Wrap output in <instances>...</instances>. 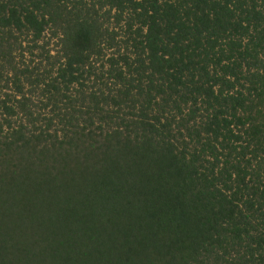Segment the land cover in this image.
Listing matches in <instances>:
<instances>
[{"label":"trees","instance_id":"16d2710c","mask_svg":"<svg viewBox=\"0 0 264 264\" xmlns=\"http://www.w3.org/2000/svg\"><path fill=\"white\" fill-rule=\"evenodd\" d=\"M0 264H264V0H0Z\"/></svg>","mask_w":264,"mask_h":264}]
</instances>
